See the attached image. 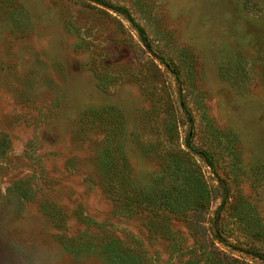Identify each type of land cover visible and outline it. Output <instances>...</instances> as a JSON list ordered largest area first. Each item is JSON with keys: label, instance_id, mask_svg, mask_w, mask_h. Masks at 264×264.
<instances>
[{"label": "rangeland", "instance_id": "374dc122", "mask_svg": "<svg viewBox=\"0 0 264 264\" xmlns=\"http://www.w3.org/2000/svg\"><path fill=\"white\" fill-rule=\"evenodd\" d=\"M102 1L152 51L96 0H0V264H187L194 213L162 206L187 172L209 245L258 264L238 248L264 250V0Z\"/></svg>", "mask_w": 264, "mask_h": 264}, {"label": "trees", "instance_id": "16d2710c", "mask_svg": "<svg viewBox=\"0 0 264 264\" xmlns=\"http://www.w3.org/2000/svg\"><path fill=\"white\" fill-rule=\"evenodd\" d=\"M99 4L109 7L117 13H121L126 16L127 20L132 24V26L138 32L144 47L152 51L151 42L147 35L146 30L135 20L133 15L125 8L116 7L111 4H107L102 0H96ZM162 61H164L162 59ZM165 64V62H163ZM166 65V64H165ZM179 77V73L175 72ZM110 127H114L113 123H109ZM177 130V129H176ZM175 131V130H174ZM119 134V133H118ZM111 144L115 150L119 151L121 149L120 139L117 133L112 134ZM186 145L188 149L192 150L191 140L187 139ZM202 157L205 159L208 167L212 170L213 174L217 175L214 160L208 152H201ZM189 171V170H188ZM196 176H191L190 173L185 174L184 183L181 186L180 192L174 193L165 190L164 192V208H170L172 211H180L182 213H188L192 211L194 213L193 217L189 220V230L195 240V245L192 248L191 257L187 264H246L238 259L228 258L222 255L219 251L212 248L209 245L208 229L205 225L207 222V215L213 201V193L203 179ZM222 181V180H220ZM193 192H195V197L193 198ZM134 203L139 204L138 200ZM140 203L139 205H141ZM226 202L221 204L212 225H217L220 219L221 211L224 210ZM155 223L161 234L170 241L174 240L175 234L169 226V220L167 217L156 215ZM215 238L217 240H223L221 234L215 233ZM241 253H244L247 257L252 258L258 264H264V250L260 248H238Z\"/></svg>", "mask_w": 264, "mask_h": 264}]
</instances>
